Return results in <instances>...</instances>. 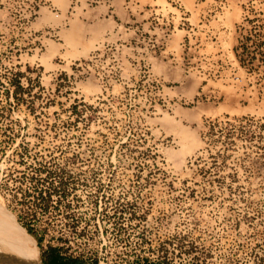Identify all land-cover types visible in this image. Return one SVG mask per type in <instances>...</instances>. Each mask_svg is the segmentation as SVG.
<instances>
[{"label":"rangeland","instance_id":"374dc122","mask_svg":"<svg viewBox=\"0 0 264 264\" xmlns=\"http://www.w3.org/2000/svg\"><path fill=\"white\" fill-rule=\"evenodd\" d=\"M142 1L0 0V210L41 261L264 264V22Z\"/></svg>","mask_w":264,"mask_h":264},{"label":"crops","instance_id":"0c3cea01","mask_svg":"<svg viewBox=\"0 0 264 264\" xmlns=\"http://www.w3.org/2000/svg\"><path fill=\"white\" fill-rule=\"evenodd\" d=\"M47 1L54 6V9H60L59 6L66 4L68 0ZM80 1L85 2L86 0ZM148 1L149 0H144L142 2L148 3ZM136 3L137 0H102V5H99L97 8V12L99 13L97 18L103 21L119 19L125 15L129 18L131 10L134 8L133 4L136 5ZM196 3V0H189L187 2L194 10L196 9ZM222 5H224V7H222ZM198 6H200V9L203 11L224 14L226 20L232 27H234L238 21L244 19H248V21L255 19L257 22L259 20L264 22V0H200ZM93 12V9L88 8L86 12L87 16L89 17L90 13ZM92 18L94 17L92 16ZM62 258L64 260L69 259L65 257Z\"/></svg>","mask_w":264,"mask_h":264},{"label":"bare ground","instance_id":"6f19581e","mask_svg":"<svg viewBox=\"0 0 264 264\" xmlns=\"http://www.w3.org/2000/svg\"><path fill=\"white\" fill-rule=\"evenodd\" d=\"M0 264H42L33 238L0 210Z\"/></svg>","mask_w":264,"mask_h":264},{"label":"built area","instance_id":"2783aa9c","mask_svg":"<svg viewBox=\"0 0 264 264\" xmlns=\"http://www.w3.org/2000/svg\"><path fill=\"white\" fill-rule=\"evenodd\" d=\"M158 179L153 174H141V173H127V174H108L104 175L101 179L102 183L109 184L111 186H125L127 189H131L135 192L137 189H143L146 191L150 186L154 184V181ZM136 187V188H135ZM119 189H116V192ZM158 264H165L163 262Z\"/></svg>","mask_w":264,"mask_h":264},{"label":"trees","instance_id":"16d2710c","mask_svg":"<svg viewBox=\"0 0 264 264\" xmlns=\"http://www.w3.org/2000/svg\"><path fill=\"white\" fill-rule=\"evenodd\" d=\"M21 224L30 235L37 239L38 244H40V238L35 235L33 229L23 222H21ZM62 257L63 256L56 253L54 249H48L46 255H42V262L44 264H83V262L77 259L69 258L68 260H64Z\"/></svg>","mask_w":264,"mask_h":264},{"label":"water","instance_id":"95a60500","mask_svg":"<svg viewBox=\"0 0 264 264\" xmlns=\"http://www.w3.org/2000/svg\"><path fill=\"white\" fill-rule=\"evenodd\" d=\"M17 223L20 226V228L23 229V231L26 233V235H29L30 236V234L26 231V229L18 221H17ZM41 263L44 264L42 261H41Z\"/></svg>","mask_w":264,"mask_h":264}]
</instances>
